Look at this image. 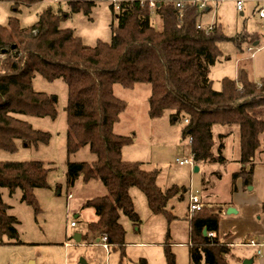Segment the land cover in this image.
Here are the masks:
<instances>
[{
  "label": "trees",
  "instance_id": "trees-1",
  "mask_svg": "<svg viewBox=\"0 0 264 264\" xmlns=\"http://www.w3.org/2000/svg\"><path fill=\"white\" fill-rule=\"evenodd\" d=\"M1 1L19 8L41 0ZM66 1L71 12L86 14L97 2ZM118 1V14L111 4L118 20L117 25H112V42L98 41L94 47L85 45L73 30L61 28V21L68 13L45 10L28 28H23L16 17L9 19L8 26L0 25V149L16 150L17 140L26 147L50 142V133L34 129L20 116L55 118L57 115L55 97L34 89L35 72L49 82L57 79L66 82L67 183L73 185L81 176L85 181L102 180L109 194L88 200L83 208L95 210L97 220L89 227L99 237H105L114 249L125 245L126 229L121 223V214L135 224L140 222L132 188H140L151 212L166 215L169 222L176 219L168 211L170 201L183 199V192H187L177 185L162 189L158 184V170H146L143 163L122 158L123 148L132 143V138L114 130L127 108L126 102L115 96V84L127 88L150 84V117L158 118L165 111H171L172 124L184 123L182 136L192 139L191 151L197 155V163L226 167L229 160L224 153V139L236 133V161L241 168L233 173L232 179L242 178L246 187L253 184L256 156L264 138V77L255 80L244 72L237 80L224 78L220 91L214 89L210 78L212 66L223 56L219 43L232 40L240 45L250 34L229 38L221 24L212 25L208 30L210 25L203 26L199 19L210 9L201 10L190 4L185 6L183 17H179L175 3L192 0H153L158 5L155 13L158 26L151 15V0ZM220 129L226 133H217ZM86 145L96 160L92 164L70 161V156ZM49 172L40 161L0 162V240L7 237L11 242H21L19 220L9 214L10 207L3 200L2 189L7 188L10 195L21 190L22 201L37 213L39 204L35 192L49 188ZM222 176L218 171L204 176L203 190H210ZM187 217L191 262L232 264L229 257L233 247L218 236H209L219 233L221 208L204 205L192 217ZM165 247L167 263L177 264L170 244Z\"/></svg>",
  "mask_w": 264,
  "mask_h": 264
},
{
  "label": "rangeland",
  "instance_id": "rangeland-1",
  "mask_svg": "<svg viewBox=\"0 0 264 264\" xmlns=\"http://www.w3.org/2000/svg\"><path fill=\"white\" fill-rule=\"evenodd\" d=\"M242 9H238V2ZM112 0H97L89 14L81 11L71 12L66 0H41L31 6L21 5L14 8L8 1L0 0V25L8 26L9 19L16 17L23 28L34 25L39 15L45 10L56 13H68L61 21V28L71 29L89 47L98 41L111 43L112 25L118 24L114 16ZM264 6V0H214L210 1L209 11L204 13L199 22L203 26L221 24L229 38L250 34L246 41L237 45L232 40L219 43L223 53L211 68L210 78L215 90H222L224 78L240 79L244 72L255 80L264 77V20L258 16ZM115 14H118L116 7ZM154 23L159 25L157 16ZM254 39L260 44L254 46ZM252 48L253 51H249ZM254 56L252 57V55ZM33 87L49 97H55L57 115L51 117L20 116L36 130L51 135L47 145L26 147L21 140L16 141V150L0 149V162L40 161L50 169L49 188L37 189L36 198L39 211L22 201V191L10 195L7 188L2 189L4 202L9 205V214L19 220L18 230L21 242H11L7 237L0 240V264H168L166 245L170 244L176 256L177 264H189L190 222L188 205L190 188L193 194H203L202 179L218 171L223 174L214 191L220 198L228 192V168L223 169L217 163L198 162L196 166L180 165L177 160L192 158L189 139H184V123H171V111L158 118L149 115V98L152 93L150 84L141 83L133 88L115 84V96L126 102L127 108L115 124V133L129 136L132 143L122 151V158L129 162H141L146 170H158V184L166 190L173 185L184 188V198H174L168 205V211L176 219L169 222L164 214H153L149 208L145 193L137 187L131 189L134 205L140 217L138 224L121 214V223L126 229L123 248L110 247L109 254L103 248L104 240L98 239L89 225L97 220L93 208H83V204L96 197L109 194L101 179L85 181L79 177L75 184L67 183L68 134L67 117L68 86L62 79L53 82L35 72ZM217 131V130H216ZM218 139V138H217ZM216 139V140H217ZM233 136L226 140L225 156L233 157ZM264 147V144L262 145ZM96 155L88 145L70 156V161L93 163ZM197 162V161H196ZM195 162V163H196ZM72 197H69V194ZM80 236L81 241L77 240Z\"/></svg>",
  "mask_w": 264,
  "mask_h": 264
},
{
  "label": "crops",
  "instance_id": "crops-1",
  "mask_svg": "<svg viewBox=\"0 0 264 264\" xmlns=\"http://www.w3.org/2000/svg\"><path fill=\"white\" fill-rule=\"evenodd\" d=\"M259 44L260 40H257L254 46H258ZM220 130L221 131L217 133H226L224 129ZM231 136H233L235 140L233 141V157L228 158L229 162L225 167V169L228 168L227 172L229 171L230 173V178L228 179V192L225 198L218 197L214 191L217 182L223 179L225 175L224 172L221 179L214 181V186L210 190L205 191L202 189L203 194L199 197L204 205L221 208V222L217 236L233 247V253L229 257L231 263L244 264L245 260L252 259L253 264H264V245L258 247L246 245L251 239H255L258 243L264 244V147H262L264 138L262 139V145L256 156L253 184L246 187L242 178L236 181L232 179L233 173L239 171L241 165L236 161L238 156V151L236 149L238 142L237 134L233 133L228 135L224 139L225 144L226 140ZM197 164L196 162V165ZM196 167H199V165ZM223 169L224 167L222 171ZM249 187H251V189ZM229 208H232L235 212L228 213ZM98 239H102V237L98 236ZM186 245L189 246V242ZM259 250L261 254H258ZM189 264H194L191 262L190 256Z\"/></svg>",
  "mask_w": 264,
  "mask_h": 264
},
{
  "label": "built area",
  "instance_id": "built-area-1",
  "mask_svg": "<svg viewBox=\"0 0 264 264\" xmlns=\"http://www.w3.org/2000/svg\"><path fill=\"white\" fill-rule=\"evenodd\" d=\"M112 1H113V4L115 5V7H117V9H118L119 4H120L119 1L118 0H112ZM210 1H214V0H192L189 2L177 1L175 3V5H176V9H177L179 17H183L184 8L186 5L190 4L193 6H197L201 10H204V9L209 10L210 8L208 7V4ZM237 5H238V9L241 10L242 9V2L239 1ZM149 7H150L151 15H152V17H154L155 13L157 11L158 5L156 2L151 0L149 3ZM258 16L261 20H264V6L259 10ZM201 27H202V25H199V28H201ZM211 29H212V25L209 26L208 30H211ZM249 51H253V49L250 48ZM252 56H254V54ZM189 141H190V144H192V139H189ZM196 158H197V155L193 154L191 159H186V160L185 159L184 160L178 159L177 162L180 165H190V166L194 167V166H196L195 165L196 164L195 163ZM69 197H72V194H70ZM203 207H204V204L201 202L200 197L196 194H193L192 189L190 188L188 215L190 217H192L194 213H196L197 211H200L201 209H203ZM209 236L211 238L217 237V235L215 233H210ZM102 240L105 241L104 242L105 244H103V248L106 250L107 254H109V250H110L111 245L108 244L107 239L105 237H102ZM246 245L252 246V247H258V246H263L264 244H260L255 239H251L246 243ZM258 254H261L260 250L258 251ZM107 264H109V263H107Z\"/></svg>",
  "mask_w": 264,
  "mask_h": 264
},
{
  "label": "water",
  "instance_id": "water-1",
  "mask_svg": "<svg viewBox=\"0 0 264 264\" xmlns=\"http://www.w3.org/2000/svg\"><path fill=\"white\" fill-rule=\"evenodd\" d=\"M13 48H15V45L13 46ZM195 171L198 172L199 171V167H196ZM249 188L251 189V187H249ZM232 212H235V211L232 208H229L228 209V213H232ZM205 234H206V232H205ZM76 238H77L78 241L81 240L80 236H77ZM244 264H253V260L252 259H247V260L244 261Z\"/></svg>",
  "mask_w": 264,
  "mask_h": 264
}]
</instances>
